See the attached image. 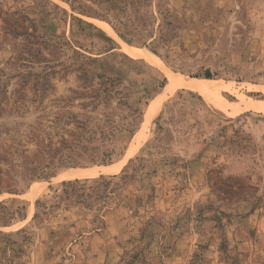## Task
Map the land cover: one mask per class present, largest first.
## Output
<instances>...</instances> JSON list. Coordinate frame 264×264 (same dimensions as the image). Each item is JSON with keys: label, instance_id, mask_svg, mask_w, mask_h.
I'll return each mask as SVG.
<instances>
[{"label": "rangeland", "instance_id": "1", "mask_svg": "<svg viewBox=\"0 0 264 264\" xmlns=\"http://www.w3.org/2000/svg\"><path fill=\"white\" fill-rule=\"evenodd\" d=\"M241 97L264 100V0H0V264H264Z\"/></svg>", "mask_w": 264, "mask_h": 264}, {"label": "bare ground", "instance_id": "2", "mask_svg": "<svg viewBox=\"0 0 264 264\" xmlns=\"http://www.w3.org/2000/svg\"><path fill=\"white\" fill-rule=\"evenodd\" d=\"M125 50L130 55H141L138 51H135L130 47L129 48L125 47ZM142 55L147 57L148 59L152 60L151 54H145L144 53ZM169 81L170 82L166 85V87H168L169 85H174L173 80H172L170 75H169ZM175 83L178 84L179 86L188 87L194 91L202 92L204 94H207L210 89H212L216 86H219L218 84H216L215 81L212 82L210 80L209 81L206 80L205 82H200L196 79H191L190 81H188L184 78L176 79ZM241 98H242V103L244 104V106L246 108H250L253 110L264 109V100L252 102V101L245 99L244 97H241ZM221 105H223V104H221ZM97 170H99V169H97ZM94 175H97L96 170L91 171V170L82 169V168H70V169L66 170L64 173H62L59 176V179H70L73 177L94 176Z\"/></svg>", "mask_w": 264, "mask_h": 264}, {"label": "trees", "instance_id": "3", "mask_svg": "<svg viewBox=\"0 0 264 264\" xmlns=\"http://www.w3.org/2000/svg\"><path fill=\"white\" fill-rule=\"evenodd\" d=\"M204 77H205V78H211V75H210L209 72H206V73L204 74Z\"/></svg>", "mask_w": 264, "mask_h": 264}]
</instances>
